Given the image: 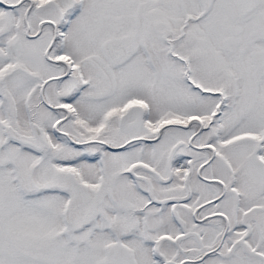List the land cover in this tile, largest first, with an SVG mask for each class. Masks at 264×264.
Masks as SVG:
<instances>
[{"label": "snow or ice", "instance_id": "6c2138e0", "mask_svg": "<svg viewBox=\"0 0 264 264\" xmlns=\"http://www.w3.org/2000/svg\"><path fill=\"white\" fill-rule=\"evenodd\" d=\"M0 264H264V0H0Z\"/></svg>", "mask_w": 264, "mask_h": 264}]
</instances>
